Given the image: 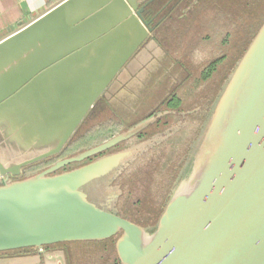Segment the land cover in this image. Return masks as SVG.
Segmentation results:
<instances>
[{
	"label": "water",
	"instance_id": "water-1",
	"mask_svg": "<svg viewBox=\"0 0 264 264\" xmlns=\"http://www.w3.org/2000/svg\"><path fill=\"white\" fill-rule=\"evenodd\" d=\"M146 3L62 0L0 40V252L31 247L45 263L64 264L63 251L43 246L116 236L119 264H264V21L207 112L152 227L118 214L113 181L168 130L53 172L130 138L161 114L10 179L59 154L94 102L108 95L148 36Z\"/></svg>",
	"mask_w": 264,
	"mask_h": 264
},
{
	"label": "rangeland",
	"instance_id": "rangeland-1",
	"mask_svg": "<svg viewBox=\"0 0 264 264\" xmlns=\"http://www.w3.org/2000/svg\"><path fill=\"white\" fill-rule=\"evenodd\" d=\"M228 4L225 6V11L220 8V11L216 10V12L215 6H210L200 13V19L196 20V27L192 28L188 34L182 35L184 39H169L164 43L170 53L168 54L165 50L167 57L163 60H169L168 70L166 72L162 70L154 75L159 82L150 86L146 93L148 105L159 96H165V93L172 90L174 82H178L175 77L178 73L179 81L182 80L175 87L174 94H178L182 105L190 109L183 110L185 114L192 113L191 109L196 108V129L191 130L192 125L188 124L190 120L176 123L172 120V116L163 117L164 119H160V122L166 120L168 128L132 141L122 149L117 147L114 151L118 152L132 145L142 144L158 133L163 134L166 130L169 131L168 136L140 152L113 181V185L119 186L120 191L116 201L118 214L144 228L156 224L166 201L181 180L180 178L177 180V177L193 142L198 140L207 112L264 21V0H232ZM158 49V52H162L161 48ZM209 64L211 66H208ZM179 65L184 68L181 75L177 70ZM205 67L207 69L203 71ZM160 114L161 116L157 119L167 112ZM106 115H109V111L103 116ZM143 119L146 118L138 122ZM180 125L187 127V132L176 133ZM147 127L148 125L141 131H145ZM129 128L128 125V128L119 134L126 132ZM135 135L126 140H130ZM115 239L116 236L103 241L69 245L71 253L69 262L71 264H119L114 249Z\"/></svg>",
	"mask_w": 264,
	"mask_h": 264
},
{
	"label": "flooded vegetation",
	"instance_id": "flooded-vegetation-1",
	"mask_svg": "<svg viewBox=\"0 0 264 264\" xmlns=\"http://www.w3.org/2000/svg\"><path fill=\"white\" fill-rule=\"evenodd\" d=\"M231 2L232 0H147V3L143 5L141 14L149 29L148 36L130 56L127 61L128 63L130 62V64H124L118 71L114 78L116 83L118 82V88L114 87L113 93L108 92V95L102 94L94 102L93 106L75 129L65 147L68 148V145L72 146L76 138H84L87 136L92 138L90 133L92 131H98V136L106 139L101 142L98 141L99 138L94 139L89 145L91 148L102 144L107 139L125 131L128 128V125L131 127L138 123L142 118H148L166 112L167 114L158 119L156 118V121L149 124L145 131L139 132L130 140L119 142L106 150L82 160L81 162H73L62 166L56 169L53 174L73 169L76 167L75 164L81 166L100 155L114 152L117 147L122 149L123 147L128 146L132 141L143 139L156 132L163 131L168 128V126H166L168 124L166 120H161L163 123L162 125L160 124V119H164L163 117L167 118L172 116V120L176 123L178 121L185 122L186 120H190L189 123H187L192 125L191 130L194 131V128L196 129V108L191 109V111H193L192 113L185 114L183 110L190 109L187 106L182 105L178 94H174L175 87L182 80L179 81L178 78L180 77L178 76V73L175 75L178 82H174L172 90L170 89V92L165 93V96H159L153 103L148 105L146 104V93L149 91L150 86L158 84L159 82L154 78V75L162 70H164V72L168 70L169 60H163L167 57L165 55V50L168 54L170 53L164 46V43L169 39H184L182 35L188 34L192 28L196 27V20L200 19V13L208 9L210 6H215V12L216 10L220 11V8H222V11H225V6ZM158 48H161L163 53L158 52ZM211 64L208 66H211ZM206 69L207 67H205L203 71ZM177 70L181 75L184 68L179 65V69ZM107 111H109V115L103 116ZM186 128L187 127H182V125H180V129L176 133H184ZM101 129H105V131H100ZM60 155L61 153L30 164L29 166L24 167L19 175L10 176V179H20L26 171L35 167H40L38 172L44 171L54 165L57 161L72 156L58 158ZM84 242L92 243L93 241L55 243L43 246V250L45 252L63 251L65 255L64 264H71L69 262V257L71 256L69 245ZM23 256H39L40 263L43 259V254L37 249L31 247L0 252V258Z\"/></svg>",
	"mask_w": 264,
	"mask_h": 264
},
{
	"label": "crops",
	"instance_id": "crops-1",
	"mask_svg": "<svg viewBox=\"0 0 264 264\" xmlns=\"http://www.w3.org/2000/svg\"><path fill=\"white\" fill-rule=\"evenodd\" d=\"M62 0H0V40L41 16ZM130 64V62H129ZM116 85V86H115ZM112 87L118 88V82ZM32 259L27 264H49L39 256L0 258V264H26L25 259ZM44 258V257H43ZM55 264H59L56 262Z\"/></svg>",
	"mask_w": 264,
	"mask_h": 264
},
{
	"label": "trees",
	"instance_id": "trees-1",
	"mask_svg": "<svg viewBox=\"0 0 264 264\" xmlns=\"http://www.w3.org/2000/svg\"><path fill=\"white\" fill-rule=\"evenodd\" d=\"M100 131H105V129H101ZM91 135H92V138L89 137V136L84 137V138H78V139L76 138L77 140L75 139V141L72 144V146L68 145V148L65 147V148H63L61 150V152H60L61 155L58 158L65 157V156H70V155H73L76 152H80V151H83L84 149L89 148V145L94 141V139H98L99 138L98 139L99 142L104 141L106 139V138H102V137L98 136V131H92ZM39 170H40V167L32 168V169L26 171L24 173V175L21 176V178H23L25 176H28V175H31V174H34V173L38 172Z\"/></svg>",
	"mask_w": 264,
	"mask_h": 264
}]
</instances>
